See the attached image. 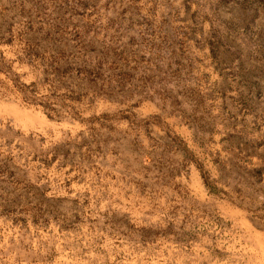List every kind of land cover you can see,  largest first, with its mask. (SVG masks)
I'll use <instances>...</instances> for the list:
<instances>
[{
	"label": "rangeland",
	"instance_id": "rangeland-1",
	"mask_svg": "<svg viewBox=\"0 0 264 264\" xmlns=\"http://www.w3.org/2000/svg\"><path fill=\"white\" fill-rule=\"evenodd\" d=\"M0 264H264V0H0Z\"/></svg>",
	"mask_w": 264,
	"mask_h": 264
}]
</instances>
